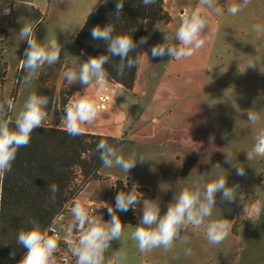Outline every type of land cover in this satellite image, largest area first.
I'll use <instances>...</instances> for the list:
<instances>
[{"label": "crops", "instance_id": "obj_1", "mask_svg": "<svg viewBox=\"0 0 264 264\" xmlns=\"http://www.w3.org/2000/svg\"><path fill=\"white\" fill-rule=\"evenodd\" d=\"M14 1L27 6L36 3L35 0H11ZM218 2L224 6L239 4L241 0ZM198 3L199 0H164L171 21L153 26L143 35L148 39L141 45V53L146 52L148 56L138 66L132 91L118 84L106 82L101 86L93 82L87 91L93 89L89 94L95 100L107 86L114 88V92L107 110L101 111L93 125L84 126L83 133L124 138L119 148L123 155L136 152L144 156L146 161L137 162L128 174L120 169L103 171L102 166L98 175L102 180L124 179L138 188L148 189L150 199L160 201L161 215L176 191L191 187L202 174L209 173L202 183L215 178L217 163L225 169L228 185H239L233 202H223L220 194L216 198L217 208L212 218L228 219L231 228L227 238L219 245H211L203 229L189 227L182 232L187 237L186 244L175 243L171 250H164L165 256L161 255L162 249L158 250L162 264L167 261L172 264H264V208L253 221L244 213V206L251 209L257 202L264 206V158L247 161L245 153L255 144L257 132L264 129V73L259 70L264 69V34L257 36L253 32L254 25L264 26V0H250L236 16L213 15L209 23L215 34L192 57L153 58L152 46L162 43L164 36L176 43L175 32L183 12L197 7ZM100 4L101 0H49L45 16L32 23L37 29V23L47 19L48 39H58L62 49L68 43L75 49L77 34ZM51 6L59 13L49 18ZM16 8L12 5L11 11ZM7 44H10L8 35L0 41L4 67L9 53ZM23 55L24 51L18 68ZM85 60V57L78 58L77 65ZM70 61L64 57L58 63L66 71L73 67ZM249 62L257 67L247 69ZM68 63L70 66L66 68ZM62 87L71 92L69 99L83 92V86L68 85L64 76L57 81L58 92ZM254 103L261 120L251 125L246 111ZM63 120L64 117L45 124L64 129ZM210 136L215 137L214 142L209 141ZM225 152L233 154L234 165L245 168L244 176H238L236 169L225 162ZM134 213L137 219V209ZM189 248L190 256L185 255Z\"/></svg>", "mask_w": 264, "mask_h": 264}, {"label": "clouds", "instance_id": "obj_2", "mask_svg": "<svg viewBox=\"0 0 264 264\" xmlns=\"http://www.w3.org/2000/svg\"><path fill=\"white\" fill-rule=\"evenodd\" d=\"M145 7L153 5L156 0H140ZM107 3V0H104ZM250 0H241L239 4L231 3L221 6L218 0H199L195 8H187L182 14L179 27L175 32V41L164 36L162 43L152 46L151 55L171 57L170 60H181L192 57L201 50L206 41L215 34V29L210 30V18L215 16H236L243 8L247 7ZM125 0H117L114 18L120 21ZM3 15L10 14L7 6L3 7ZM36 27L28 22L22 21V27L16 33L20 41H27L24 50V58L20 61L23 76L20 79L25 87H30L37 72L45 65L52 66L61 60L62 45L56 38L39 41L35 35ZM137 29H130L129 33H116V25L110 20L106 25H96L91 29V38L96 41H104L106 53L89 57L83 63L64 72V78L68 85L79 84L83 86V92H77L69 99L64 107L63 127L68 135L79 136L84 131V126L93 125L100 116L102 106L88 93L87 88L95 82L104 85L108 79L105 65L112 57L119 58L116 65L117 74L123 76L125 69L139 66L148 54L137 53L135 57L130 53L143 44L147 43L148 37H141L139 41L133 39V33ZM253 32L260 36L264 34V26L256 24ZM257 65L249 62L248 68ZM264 73V69H259ZM49 99L47 96L38 95L35 92L28 95L26 100L16 110L12 99L6 101L7 113L15 111V118L6 114V118L0 119V183L7 173L12 170L18 150L27 147L31 143L34 130L41 128L48 119L47 107ZM5 106L0 104V112ZM247 120L251 125H256L261 120V114L255 109H247ZM215 137L210 136L209 141L214 142ZM95 151L99 153L102 166L106 169H120L128 174L137 162L146 161L144 156L132 152L125 156L121 151L109 144L107 140L101 139ZM247 161L264 158V129L257 132L255 144L245 152ZM225 162L236 169L238 176L245 175V168L233 163V154L225 152ZM216 169L215 178L202 183L209 173L200 175L191 187H184L176 191L172 201L168 204L166 212L161 215L160 201L158 199H146L138 191V185L133 184L128 191H119L115 196V204H105L101 208H107L110 220L105 222L99 215H93L82 203L75 202L70 207L71 222L67 225L66 235L61 236L59 232L50 235L49 229L43 227L39 221L29 217L25 222L29 227L21 228L16 237V244L26 251L18 264H69L74 259V264H124L125 256L120 250L112 251L111 243L119 241L122 243L125 225L122 223L119 212H127L129 209L136 210L138 206L142 215L138 226L130 233L139 252L146 253L153 249L162 248L169 251L175 243L186 244L187 237L182 235L189 227L203 229L204 235L211 245L221 244L228 236L231 225L228 219H213L216 206L217 194H220L223 202H233L237 198L239 185L229 186L227 176L219 163L214 165ZM127 189V180L124 184ZM51 200L54 202L58 185H48ZM264 206L259 202L251 209L244 206V213L252 220L258 216ZM64 240L67 245V254L57 257L60 249V241ZM110 253V255H109ZM191 249L185 250V255H191ZM15 256V252L11 254Z\"/></svg>", "mask_w": 264, "mask_h": 264}, {"label": "trees", "instance_id": "obj_3", "mask_svg": "<svg viewBox=\"0 0 264 264\" xmlns=\"http://www.w3.org/2000/svg\"><path fill=\"white\" fill-rule=\"evenodd\" d=\"M116 3L117 0H107V3L101 0L100 6L88 15L73 43L79 59L80 57L88 59L106 53L105 42L91 38V29L96 25L104 26L112 20L116 25L115 34H131L130 29H137L132 35L134 40L139 41L147 29L171 21L164 8V0H156L155 4L147 7L143 6L140 0H125L120 21H115L114 18ZM137 53H141V46L136 52L130 53V56L135 57ZM118 64L119 58L112 57L105 65V70L109 74L107 83L118 84L127 91H132L138 66L132 69L126 68L123 76H120L116 71ZM60 67H62L60 63L45 65L35 79L36 94L47 96L49 99L48 116L57 100H61L62 109L69 101L66 90L58 92L59 96L54 93L53 84ZM22 72L20 70L19 77ZM18 85L19 82L13 91L14 96L17 94ZM6 114L11 115L6 110L5 118ZM59 114L64 116V112L58 113L54 110L53 115L57 121L60 120ZM101 139L107 140L118 149L125 142L124 138L85 133L72 137L64 129L53 128L46 124L34 130L30 145L18 150L12 170L0 183V264H18L22 258L26 250L16 244V237L21 228L29 227L25 223L29 217L39 221L43 227L49 228L57 216L65 214V206L75 200L79 190L77 188L79 177L82 178L80 181L82 183L89 179L100 178L98 172L102 162L95 149ZM51 183L58 185L54 202L51 200L48 188ZM116 185V194L119 191H128L132 186L125 189L120 181ZM138 191L145 194L141 189ZM118 214L123 224L137 223L132 209ZM13 251L15 256L11 255Z\"/></svg>", "mask_w": 264, "mask_h": 264}, {"label": "rangeland", "instance_id": "obj_4", "mask_svg": "<svg viewBox=\"0 0 264 264\" xmlns=\"http://www.w3.org/2000/svg\"><path fill=\"white\" fill-rule=\"evenodd\" d=\"M11 0H0V41L6 40V35H8V42H10L9 46V53L7 57V66L4 67L2 64V61L0 60V104H3L5 106L4 111L0 112V119L5 118V113L7 110L6 107V101L8 99H12L16 105V110L18 111L20 106L23 104V102L26 100L28 95L36 91V84H35V79L39 76L40 72L43 70L40 69L35 78L33 79V82L30 87H25L20 79L23 76V72L20 75V70L21 67H17L19 64V60L21 58L22 52L25 50L27 47V41H20L18 37L16 36V33L20 30L22 27V21L28 22L33 24L34 22H37L39 19H41V16H45L47 13V6L49 4V0H35L36 3L35 5L32 6H27L26 4L22 3H16L15 1L11 5L16 6L17 8L10 14L3 15V7L6 6V2ZM26 1V0H22ZM190 1V0H189ZM8 3V4H9ZM54 4V2H53ZM12 10V9H11ZM38 11V12H37ZM59 11H56L55 7L51 6V9L49 10V18L52 17L55 14H58ZM43 18V17H42ZM41 20L40 23H37V29L35 30V35L39 41H43L45 38L48 39L49 37V29L50 26L47 25V19L42 22ZM33 22V23H32ZM8 32V34H6ZM76 50L71 47V45L68 43L61 52V59L64 57H68L70 62H76L78 63V57L76 54ZM260 53H255L256 56H258ZM24 58V55H23ZM66 68L70 66V63L65 65ZM6 68V69H5ZM65 69V68H64ZM6 70V71H5ZM64 71L62 67H60L59 70H57L56 74V79L53 84V89L55 95L58 94L57 90V81L59 79H62V76H64ZM19 82L18 88H17V94L14 96L13 91L16 87V84ZM107 88L113 90L114 88L107 86ZM62 90H66L68 92L69 97L71 96V92L68 91L66 88H61L59 92ZM93 89H90L88 93L92 92ZM114 92V91H113ZM113 92L110 93V96H113ZM59 96V95H57ZM61 100H57L55 105H53V110L50 112V115L48 116V119L46 120L48 124H53L55 119V116L53 115L54 110L57 111L58 113L64 112V108H61ZM60 111V112H59ZM13 119L15 118V111L11 113L10 115ZM64 117L63 115L59 114V119ZM45 121V122H46ZM44 122V124H45ZM103 171H106L108 169L103 168ZM100 177V176H99ZM82 181V178H78L77 182V188L78 193L75 198L76 202H80L84 204L87 208L89 204H94V206H101L103 202L105 204H115V195H116V188L117 182H122L125 184L126 180L124 179H118V180H110V179H104L102 178H97V179H89L87 182H80ZM128 187L131 186L132 184L127 181ZM142 190L145 192L144 198L150 199V194L149 190L146 188H138V190ZM75 203V202H74ZM74 203H69V208L66 210L65 214L63 215L64 217H61L60 220L57 221L55 224L56 228H67V225L71 222L72 217L70 214V207ZM140 207H137V223L135 225L131 224H124L125 227V232H124V237L122 239V243L119 241H113L111 243V249L112 251L120 250L124 256H125V261L124 264H162V257L161 255L165 256L164 250L162 248H157L153 249L150 252L146 253H141L139 252L136 243L130 239V233L134 231V227L138 226L139 224V218L142 215L140 211ZM89 209V208H88ZM93 215L101 216L105 222L110 220V216L108 215L107 208H103L101 210H95ZM161 250V255L158 254V250ZM110 255V253H109ZM160 257V258H159ZM164 258V257H163ZM171 261H167L166 263H170ZM165 263V264H166ZM172 264V262H171Z\"/></svg>", "mask_w": 264, "mask_h": 264}, {"label": "built area", "instance_id": "obj_5", "mask_svg": "<svg viewBox=\"0 0 264 264\" xmlns=\"http://www.w3.org/2000/svg\"><path fill=\"white\" fill-rule=\"evenodd\" d=\"M6 6L10 9V12H11L12 5L11 4H7ZM110 93H112V90L106 87L104 89V91L102 93L98 94L97 97H96L95 101H96L97 104L102 106V111H105L108 108V105H109L110 100H111ZM74 202H76V200L71 201L70 203H74ZM102 206H103V204L101 206H94V204L93 205L89 204L88 208H89L90 212L93 213L95 210L103 209V208H101ZM68 208H69V204H67L65 206V210H68ZM61 217H64V216L63 215L57 216L54 219L52 225L48 228L50 235L55 234L56 232H59L62 237L66 235L67 228L65 229L63 227H61V228H56L55 227V224L57 223L58 220H60ZM65 254H67V245H66V242L62 239L60 241V249L56 253V255H57V257H60V256L65 255ZM69 264H74V259H70Z\"/></svg>", "mask_w": 264, "mask_h": 264}]
</instances>
